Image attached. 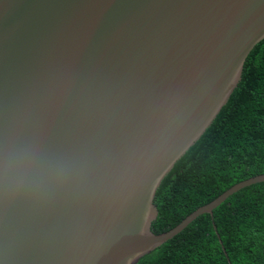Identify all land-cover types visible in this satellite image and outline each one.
Listing matches in <instances>:
<instances>
[{"label":"water","instance_id":"obj_1","mask_svg":"<svg viewBox=\"0 0 264 264\" xmlns=\"http://www.w3.org/2000/svg\"><path fill=\"white\" fill-rule=\"evenodd\" d=\"M263 39L264 0H0V144L14 137L65 169L0 200V264H136L264 182L152 231L161 182Z\"/></svg>","mask_w":264,"mask_h":264},{"label":"trees","instance_id":"obj_2","mask_svg":"<svg viewBox=\"0 0 264 264\" xmlns=\"http://www.w3.org/2000/svg\"><path fill=\"white\" fill-rule=\"evenodd\" d=\"M260 174H264V39L246 58L228 102L161 182L152 231L173 229L235 184ZM136 264H264V182L234 193L213 216H199Z\"/></svg>","mask_w":264,"mask_h":264},{"label":"clouds","instance_id":"obj_3","mask_svg":"<svg viewBox=\"0 0 264 264\" xmlns=\"http://www.w3.org/2000/svg\"><path fill=\"white\" fill-rule=\"evenodd\" d=\"M64 173L62 165L47 170L38 152L14 137L0 144V200L16 201Z\"/></svg>","mask_w":264,"mask_h":264}]
</instances>
